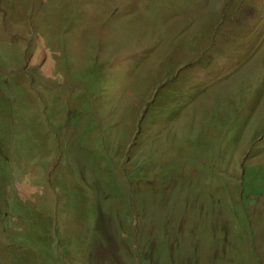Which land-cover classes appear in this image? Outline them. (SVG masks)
<instances>
[{
    "label": "rangeland",
    "instance_id": "1",
    "mask_svg": "<svg viewBox=\"0 0 264 264\" xmlns=\"http://www.w3.org/2000/svg\"><path fill=\"white\" fill-rule=\"evenodd\" d=\"M0 264H264V0H0Z\"/></svg>",
    "mask_w": 264,
    "mask_h": 264
}]
</instances>
